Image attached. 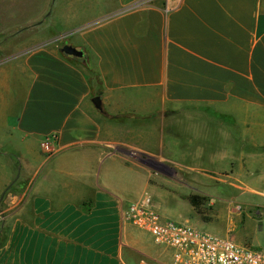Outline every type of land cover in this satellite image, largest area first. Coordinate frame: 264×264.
Listing matches in <instances>:
<instances>
[{"label":"crops","instance_id":"crops-1","mask_svg":"<svg viewBox=\"0 0 264 264\" xmlns=\"http://www.w3.org/2000/svg\"><path fill=\"white\" fill-rule=\"evenodd\" d=\"M6 33L0 264H140L147 253L124 212L144 182L128 147L169 149L188 170L201 168L185 157L200 162L209 147L246 187L245 172L264 169V0H0ZM142 118L175 125L180 154L178 135L152 126V150L127 142ZM224 119L233 131L204 132Z\"/></svg>","mask_w":264,"mask_h":264},{"label":"rangeland","instance_id":"rangeland-1","mask_svg":"<svg viewBox=\"0 0 264 264\" xmlns=\"http://www.w3.org/2000/svg\"><path fill=\"white\" fill-rule=\"evenodd\" d=\"M31 13L26 12L28 15ZM7 36L10 34H3L0 38L7 39ZM140 122V125L127 124V142L141 144L148 151L152 150L149 131L152 126L156 127L159 136L166 137L176 133L179 139L176 140L175 151L180 154L184 136L176 132L175 125L167 123L164 118L158 124H150L149 118H142ZM203 126L207 135L214 130L225 133L233 127L225 119L221 125L208 121ZM137 127L142 129V133L133 131ZM153 150L156 152L153 155L135 148L128 147L126 150L127 159L139 164L142 169L144 186L136 200L151 205L164 218L188 223L216 235L231 236L240 244L264 252V178H260L264 169L252 172V176L250 171L245 172V180L253 186L246 187L230 176L233 172V166L229 164L230 159L214 155L215 151L209 147L204 150L200 162L185 157L193 167L201 168L195 170L183 169L175 162L182 157L167 154L171 152L169 149ZM214 159L217 162H214ZM258 167L261 168L258 165L256 169ZM191 199H195L197 205ZM136 228L147 253L140 254V264H159L158 260H167L168 264H171L170 251L167 252L164 247L154 244L147 232Z\"/></svg>","mask_w":264,"mask_h":264},{"label":"built area","instance_id":"built-area-1","mask_svg":"<svg viewBox=\"0 0 264 264\" xmlns=\"http://www.w3.org/2000/svg\"><path fill=\"white\" fill-rule=\"evenodd\" d=\"M57 135L40 141L41 148L51 153ZM124 217L150 234L152 241L172 252L171 264H264V252L238 243L233 237L216 235L188 223L164 218L151 205L138 200L129 203Z\"/></svg>","mask_w":264,"mask_h":264},{"label":"water","instance_id":"water-1","mask_svg":"<svg viewBox=\"0 0 264 264\" xmlns=\"http://www.w3.org/2000/svg\"><path fill=\"white\" fill-rule=\"evenodd\" d=\"M61 50L67 54L73 55V56H82L83 55V51L79 50L69 44L64 45ZM92 101L94 102L95 106L97 108H100V104H101V99L98 95L94 96Z\"/></svg>","mask_w":264,"mask_h":264},{"label":"trees","instance_id":"trees-1","mask_svg":"<svg viewBox=\"0 0 264 264\" xmlns=\"http://www.w3.org/2000/svg\"><path fill=\"white\" fill-rule=\"evenodd\" d=\"M191 201H192L195 205H197L195 199H191ZM5 239H6V234H5L4 232L0 233V245H1L2 243H4Z\"/></svg>","mask_w":264,"mask_h":264}]
</instances>
